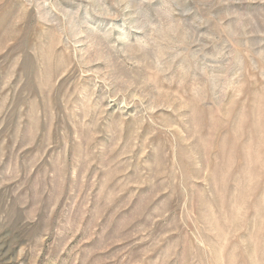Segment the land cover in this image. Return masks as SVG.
Instances as JSON below:
<instances>
[{"label":"rangeland","instance_id":"rangeland-1","mask_svg":"<svg viewBox=\"0 0 264 264\" xmlns=\"http://www.w3.org/2000/svg\"><path fill=\"white\" fill-rule=\"evenodd\" d=\"M0 264H264V0H0Z\"/></svg>","mask_w":264,"mask_h":264}]
</instances>
